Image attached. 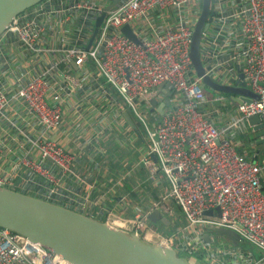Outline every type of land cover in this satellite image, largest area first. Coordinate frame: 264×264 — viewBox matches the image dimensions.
Here are the masks:
<instances>
[{"label":"built area","instance_id":"obj_1","mask_svg":"<svg viewBox=\"0 0 264 264\" xmlns=\"http://www.w3.org/2000/svg\"><path fill=\"white\" fill-rule=\"evenodd\" d=\"M63 1L43 0L19 14L7 31L14 32L27 50L43 55L47 41L54 37L51 20L62 12L55 5ZM115 1L68 2L65 19L80 16L73 45L63 49L62 57L38 74L29 73L25 82L16 79L14 88L0 76V186L92 216L84 201L66 197L52 187L65 175L87 183L76 168L77 154L49 137L62 120L64 101L59 94L51 99L52 88L66 74L60 65L71 69L73 61L78 67L94 64L112 89L110 99L119 102L137 123L145 142L137 164L153 179L160 176L167 184L161 208L173 215L165 200L174 201L190 237L193 235L180 243L174 236L155 232L158 242L154 243L194 259L206 258L208 264H224L204 252L211 242L206 243L204 236L227 228L239 234L240 242L260 250V259H252L250 264L264 261V162L247 158L234 142L238 132L247 133L244 127L251 116H264V0H212L214 15L201 42L206 74L224 85L245 82L259 95L249 102H237L225 93L208 96L197 75L191 45L203 0H120L106 11ZM105 11L87 49L95 22ZM125 25L138 42L122 33ZM68 87L64 85V89ZM169 90L170 104L161 113L157 108ZM153 99L157 100L155 107ZM16 106L32 119L37 133L19 123ZM11 142L24 145L26 152L19 153L9 146ZM207 211L212 214H205ZM101 221L122 227L113 211ZM146 221L147 215H138L132 222L134 233L141 235ZM228 252L232 264H241L239 259L245 257L235 248L221 254ZM0 264L72 263L26 236L0 227Z\"/></svg>","mask_w":264,"mask_h":264},{"label":"crops","instance_id":"obj_2","mask_svg":"<svg viewBox=\"0 0 264 264\" xmlns=\"http://www.w3.org/2000/svg\"><path fill=\"white\" fill-rule=\"evenodd\" d=\"M71 1L64 0V4L55 5L62 12L51 20L54 37L51 42L47 41L43 55L37 56L27 50L12 31H6L0 37V76L7 79L11 88L16 87V79L25 82L29 73L35 75L48 68L62 57L64 48L73 45L80 15H73L68 21L65 19L69 15L64 12L65 5ZM66 66L60 65L66 74L59 77L60 85L54 86L51 91V99L59 94L64 104L62 103V120L57 130L50 132L49 138L77 154L79 161L77 160L76 168L85 177L87 185L80 183L72 175H65L59 185L52 184V187L66 197L84 201L89 214L98 219H105L106 214L113 211L119 216L121 228L128 232H134L132 222L138 215H147L141 235L150 242L157 241L153 234L158 231L177 238L174 235L176 233L180 243L192 239L193 235L190 237V234L183 235L180 239L181 225L186 223L180 207L171 199L165 200L174 211L175 215L171 218L161 208L162 195L167 186L164 179L161 177L156 182L146 168L141 165L136 167L145 142H142L133 117L130 116V121L126 117L127 111L122 109L119 102L110 99L112 89L96 71L94 64H87L85 67L72 65L71 69ZM64 85H69L68 89H64ZM86 90L92 97L89 104L83 100ZM205 90L208 96L216 95L209 89ZM17 109L20 110V107ZM18 112L19 123L30 132L37 133L38 128L28 114L22 110ZM225 121L226 118L222 119L221 125ZM244 130L247 131L246 134H241L240 131L234 138L238 150L251 160L264 162V136L257 137V131L249 122ZM0 139L3 140L2 134ZM21 139L23 143V138ZM9 146L19 153L26 152L25 146L19 143L11 142ZM1 151H6V147H2ZM54 172L57 176L61 174L55 168ZM154 209H159L169 222L152 221L149 216ZM205 241L208 242L206 239ZM232 248L239 249L245 255L243 259H239L241 264H250L252 259L259 260L261 257V252H256L255 248H245L240 243L234 245L228 238L213 234L204 252L221 263L232 264L230 252L221 254ZM194 260L199 264H208L206 258ZM258 264H264V261Z\"/></svg>","mask_w":264,"mask_h":264},{"label":"water","instance_id":"obj_3","mask_svg":"<svg viewBox=\"0 0 264 264\" xmlns=\"http://www.w3.org/2000/svg\"><path fill=\"white\" fill-rule=\"evenodd\" d=\"M42 1L0 0V37L19 14ZM119 1L107 6L106 11L115 7ZM106 11L95 22L87 49L92 45L105 19ZM213 15L212 0H203L191 45V58L197 75L202 77L206 89L229 94L237 102H249L252 98H259L243 81H237L235 85H224L206 74L201 42ZM121 31L131 40L138 42L129 25L122 27ZM72 65H75L74 61ZM240 78H243V74H240ZM233 95L242 96V99ZM170 96L169 90L157 108L159 112H163L165 104H170ZM151 103L155 107L157 100L153 99ZM126 117L132 121L129 114H126ZM248 122L257 131V137L264 135V116H251ZM205 214L211 215L212 212L207 211ZM149 218L155 222H169L159 209H154ZM0 227L26 236L72 264H195L187 257L179 256V252L173 247L150 242L137 233L114 227L75 209L3 186H0ZM212 232L216 237L228 238L234 245L240 243L239 234L233 230L219 228ZM204 238L210 242L211 234L207 233Z\"/></svg>","mask_w":264,"mask_h":264},{"label":"rangeland","instance_id":"obj_4","mask_svg":"<svg viewBox=\"0 0 264 264\" xmlns=\"http://www.w3.org/2000/svg\"><path fill=\"white\" fill-rule=\"evenodd\" d=\"M85 88V87H84ZM214 94H220L219 92H215ZM92 99L89 91H85L84 92V95H83V100L86 104H89L90 100ZM78 165V164H77ZM140 165L137 164L136 167H139ZM156 182H159V177L156 178ZM175 215V214H174ZM169 218L172 217V215L168 214L167 215ZM118 228H121V227H118ZM130 229V228H129ZM158 231V230H157ZM158 233H160L161 235H163L160 231H158ZM189 234V230L187 228V223H185L184 225H181V231H180V239L183 238V235H188ZM174 235L179 239V235H177L176 233H174ZM154 242H158L157 241H154ZM245 247H250V246H245ZM255 251L256 252H260L259 249L255 248Z\"/></svg>","mask_w":264,"mask_h":264},{"label":"trees","instance_id":"obj_5","mask_svg":"<svg viewBox=\"0 0 264 264\" xmlns=\"http://www.w3.org/2000/svg\"><path fill=\"white\" fill-rule=\"evenodd\" d=\"M131 116V115H130ZM132 117V116H131ZM240 244L242 245V247H245V246H250L251 248H254L253 246H251L250 244H245L243 242H240ZM246 248V247H245ZM179 256H182V257H187L188 259H190L193 263L195 264H199L197 263L193 258H191V256H189L187 253L185 252H182V251H179Z\"/></svg>","mask_w":264,"mask_h":264},{"label":"bare ground","instance_id":"obj_6","mask_svg":"<svg viewBox=\"0 0 264 264\" xmlns=\"http://www.w3.org/2000/svg\"><path fill=\"white\" fill-rule=\"evenodd\" d=\"M118 228V227H117ZM122 229V228H121ZM160 244V243H159ZM191 258H193V257H191ZM194 259V258H193Z\"/></svg>","mask_w":264,"mask_h":264}]
</instances>
